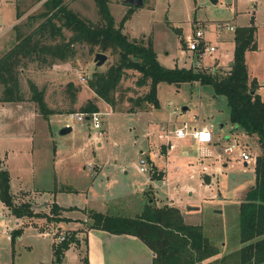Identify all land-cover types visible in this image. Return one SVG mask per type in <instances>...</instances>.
<instances>
[{
    "label": "rangeland",
    "instance_id": "rangeland-1",
    "mask_svg": "<svg viewBox=\"0 0 264 264\" xmlns=\"http://www.w3.org/2000/svg\"><path fill=\"white\" fill-rule=\"evenodd\" d=\"M64 1L80 16L94 22L101 19L94 0ZM109 9L116 23L129 15L123 32L132 39H143L144 42L150 40L156 51L158 62L161 66L168 68L196 69L195 64L200 61L204 71H210V68L215 70L217 68L215 57L232 52L233 32L216 28V24L234 23V19L236 20L234 24L238 26L252 23L257 26L259 51L250 53L248 56V72L261 85L260 94L264 98V0L248 2L217 0L216 3H212L211 0H144L142 8L133 9L126 5L125 0H111ZM17 10L21 13L20 19L15 17ZM41 10L42 2L38 0H0V55L15 43L16 30L13 26H20L22 33L29 31L30 20L28 21L27 16L38 14ZM199 27L204 31V40L207 45L216 47L214 53L201 55V60L196 58V52L189 50L185 45L187 37ZM62 34L66 38L71 35L66 29L62 30ZM47 37L49 36H45V41L54 42L51 39L47 40ZM59 39H61L60 36L56 38V41ZM74 50L75 57L67 61H55L49 57L47 60L25 59L20 63V87L29 111H35L38 114L35 124L32 122L25 125L24 122L19 123L13 119L6 123L3 122L4 119H0V154L9 151L7 165L0 158V169L6 168L10 175V192L13 193L15 203L30 202L32 209L40 214L39 217L33 218L21 217L25 224L30 223L33 226L25 229L21 240H18L19 236H17L11 243L6 236L0 234V264L54 263L51 260L54 234L58 235L62 232L56 229L52 220L51 215H54L50 209L52 203L40 191L46 190V194H50L52 198L56 195L61 206L75 207L70 215L79 218L77 223H81L84 218L83 208L98 211L107 204L108 214L133 217L140 214L141 205L146 200L147 202L148 199L155 200L156 196L158 200L165 201L167 189L161 186L156 190L155 186L160 182L149 181L150 171L142 174L136 170L140 154H142H139V148L143 150L141 158L147 161L145 168L148 170L151 166L148 157L144 156L149 154V150H146L144 134L148 130L152 132L157 124H164L169 130L164 136L168 137L167 135H172V131L177 126H181L184 120L192 122L193 115L203 118L204 112L209 114L210 111L213 113L208 117L205 116L207 122H213L216 128L220 127V123H224L220 130H215L217 137L215 139H219L220 142L209 149L210 155H207L206 151V153L201 152L202 148L200 149L193 142L191 136H187L183 139L172 137L173 147L167 150L166 158L160 157L159 151L165 150L163 146L167 142H162L164 144L160 145L161 141L151 136V139H154L151 146L156 150V153L152 154V159L158 166L165 167L166 163L170 165V168H167L168 180L172 184V197H175L174 194L177 196L173 199L174 202L181 203V197L178 192H175L174 187L184 182L192 187V194L187 192L180 205L184 206L185 200H190L199 207V212L192 210L197 214H192L193 216L187 221L189 224L200 226L202 234L215 248L216 261H220L224 255L239 251L234 250L239 240L237 199L247 182L254 181L255 168L252 162L247 166L238 162L237 150L233 155H227L223 151V147L230 144L224 137L230 128L226 99L222 96L213 98L209 86L201 88L200 85H196L190 88L186 83L174 85L164 82L158 85V107L148 102L139 104L136 99L147 93L149 81L147 80L145 86L138 85L136 80L141 74L129 69L118 84L114 96L115 104L111 106L98 98L87 86V78L95 71L105 72L117 61L118 55L110 51L104 52L107 59L98 66L95 64L94 56L101 51L96 47L91 49L87 44L77 43ZM218 70L220 73H226L229 71V66L225 64ZM82 76L85 78L84 81L81 79ZM30 81L40 90L43 89L46 104L55 111L48 116H53L49 118V121L38 113L37 105L30 102L31 90L28 86ZM69 83H72L74 87H68ZM1 91L0 87V94ZM88 100L97 103L98 111L104 113L106 132L101 139H104L105 144L98 146L96 141L100 138L96 137V140H92L93 144L84 152L66 154L62 157V162L53 164V147L58 146L60 150L67 147L63 144L67 143V140L71 141L69 137L76 133V126L87 124L85 121L70 119L68 114L80 112L79 107L85 105ZM203 103L204 111L201 106ZM208 104H211L210 107L207 106ZM183 106H188L189 109L184 112ZM147 109H151L152 113L131 114L132 111ZM15 112L13 111L12 115ZM110 112L112 115L109 116ZM67 121L74 127L69 134L60 135V126ZM9 126L17 133L15 137L10 135ZM110 127H116L111 134L112 140L108 137ZM85 130L89 135L92 130L90 124ZM236 141L240 147H245V150L252 155L262 153L255 138H244L240 133ZM117 151L120 159L115 162L111 159V155ZM218 154L221 158H218ZM202 159L203 162H201ZM100 161L104 162V165H100ZM223 161H226V166H223ZM175 167L180 170L177 174H175ZM216 167H220L219 173ZM205 174L211 177L209 184L203 180ZM150 186L153 191L147 196L145 191L150 189ZM172 197L169 196L168 199ZM185 210L186 206L183 211ZM4 212L0 200V221L3 223L6 220V216L1 217ZM76 222L64 223V226L61 225L62 231L65 228L77 226ZM86 223H88L86 227H89L91 221ZM1 229L2 223H0ZM46 230L52 234L41 236V232ZM205 260L209 263L212 261Z\"/></svg>",
    "mask_w": 264,
    "mask_h": 264
},
{
    "label": "trees",
    "instance_id": "trees-1",
    "mask_svg": "<svg viewBox=\"0 0 264 264\" xmlns=\"http://www.w3.org/2000/svg\"><path fill=\"white\" fill-rule=\"evenodd\" d=\"M94 1L101 18L98 22L80 16L64 0H44L40 13L27 16L30 20L29 31L22 33L20 26H13L16 30L15 43L0 57V102L25 101L19 79V65L25 59L47 60L50 57L55 61H67L75 57L74 46L77 43L87 44L91 49L96 47L103 54L110 51L118 55L117 61L105 72L95 71L87 78V86L111 106L115 104L118 84L129 69L141 74L136 80L138 85L145 86L149 81L147 93L136 99L139 104L148 102L154 107L159 106V83L181 85L198 82L209 86L215 97L226 99L230 124L255 138L262 150L254 163V187L247 190L239 207V234L244 246L235 253L224 255L220 261L213 259L211 263L204 262L217 254L215 248L202 234L200 226L184 222L180 209L169 205H147L142 213L133 218L91 211L90 225L112 234L137 236L153 251V264H264V100L256 91L257 82L249 79L245 64L246 52L256 48L255 26L251 23L235 28L232 65L226 73H220L217 68L214 71H201L192 67L168 68L158 62L150 40L144 42L143 39H132L123 32L129 15L116 23L109 9L111 0ZM15 17H21L18 10ZM63 29L70 32L69 38L62 34ZM47 35V40L54 42L45 41ZM58 36L61 39L56 41ZM28 86L31 90L30 101L37 105L38 113L45 119L55 113L46 104L43 89L40 90L31 81ZM68 87L74 86L69 83ZM98 110L99 105L91 100L79 107L80 112L87 114ZM159 176L160 173L154 174L153 178ZM9 183L7 170L0 169V200L3 205L16 217H39L40 214L32 209L30 202L15 203ZM50 209L56 215L52 220H61L57 217L59 207L52 204ZM19 232V229L15 231L11 242ZM52 244L54 261L59 263L64 252L72 244L79 243L73 233H65L63 241ZM82 260L83 264H89L86 256Z\"/></svg>",
    "mask_w": 264,
    "mask_h": 264
},
{
    "label": "crops",
    "instance_id": "crops-1",
    "mask_svg": "<svg viewBox=\"0 0 264 264\" xmlns=\"http://www.w3.org/2000/svg\"><path fill=\"white\" fill-rule=\"evenodd\" d=\"M248 1H253V0H248ZM235 21L236 20L234 19V23H235ZM234 25H235V28L236 27H242V26H238L236 24H234ZM246 26H249V24ZM256 27L257 26H255V28ZM123 31H124V29H123ZM233 37H234V30H233L232 36H231V42H232L231 43V47H232L231 54H223V55L220 54L219 57H215L216 58L215 64L217 66V69H219L220 66L221 67L224 66L225 64H227L230 68V66H231L230 62L232 61L233 52H234ZM254 42H255L256 48L251 49L250 51H247L245 54V64L247 65V71H249L248 64H247L248 56L250 55V53L259 51V47L257 46V28L255 31ZM7 49H9V48H7ZM4 52H6V51H4ZM4 52H3V54H4ZM2 55H0V57ZM196 58H197V56H196ZM226 59H227V61H226ZM248 75H249L250 80L251 79L255 80V77L252 74L250 75L249 72H248ZM186 84L189 85L190 88H194V87H196V85H198V86L200 85L201 88H203L205 86V85H201L198 82H193L192 84L191 83H186ZM181 85H182V83H181ZM260 86L261 85L257 83V90L256 91L261 97ZM176 92H178V90ZM211 96L213 98H216L213 95V93L211 94ZM261 98L264 100L263 97H261ZM210 105L211 104H208L207 106L210 107ZM212 105H213V103H212ZM201 106H202V110L204 111V109H203V107L205 108L204 103L201 104ZM28 107L29 106L26 105V100L20 101V102H11V101L0 102V113L2 114V115H0V119L1 120L4 119L3 122H6V123L10 122L13 119V121H17V122L19 121V123L24 122L25 125L27 123H32V122L35 124V121L38 118V114L35 111H29ZM185 107H186V110H184V109L182 110L184 112H186L189 109L188 106H185ZM13 111H16V112H15V114L12 115ZM144 112H145V114L152 113V110L147 109V110L135 111V112L132 111L131 114L134 115L135 113H144ZM204 113L205 114H203V116H202L203 118L193 115L192 116L193 117L192 122H188V121L184 120L183 123L184 122L188 123V125H189L188 130L200 129L201 127H204V126L208 127L211 130V134H212V138H213L211 143L198 145L193 140V142L196 145H198L200 149L202 148L201 152L206 153L209 151L210 148L219 144V142H220L219 139L218 140L215 139V138H217L216 134H215V130H218V129L220 130L224 126V123H220V125H219L220 127L216 128L213 122H207L205 119L206 117L209 116V114L213 113V111H210L209 114H207L206 112H204ZM110 115H112L111 112L109 113V116ZM50 117H53V116H50ZM50 117H48L47 121H49ZM86 123H87L86 126L85 125L82 126L80 124L78 126H76V129H75L76 133L73 136L69 137V139H71V141L68 142V140H67V143L63 144V146H67V147L63 148L64 150L62 148L60 150L58 148V146H56L55 148L53 147V149H54L53 150V156H54L53 157V164L56 165V163L59 164V162H62V157L64 155L69 154V153L70 154L77 153L79 151L84 152L86 149H88L93 144L92 140H94V139L96 140V138L94 137L92 130L90 131V133L88 135V132H86L85 128L89 126V123L88 122H86ZM183 123L181 126H177L176 128L182 127ZM49 124L51 125V122H49ZM64 126H70L71 131L74 127L73 124L71 122H68V121L65 122L64 124H61L60 127L62 128ZM166 128L167 127L164 126V124H162V125L157 124L154 127L152 132H150V130H148L144 134V136L146 138V141H145L146 142V150H149V154L144 155V156L148 157L149 160L148 159L147 160L151 164V166L145 172L139 171L138 166H136V170L142 174H145L148 171H150L148 174V175H150L149 181L155 180L156 182H160L159 185L155 186L156 190L160 189L161 186H163L167 189L168 194L166 196L165 201L158 200L156 198V196H155V200L148 199V202L146 200L145 203L141 205V212L147 205H150V204L152 206H156V207H163V206H168V205L169 206H176L180 209L184 222L189 224L187 219L190 218L191 216H193L192 214H194V215L197 214V213H193V212H199V207L195 206V204L192 203L190 200H185L184 206H182L180 204L183 202V199L185 197V194H187V192L189 194H192V191H193L192 187L190 185H187L186 182H184L180 186L174 187L175 192L176 193L178 192L179 197H181V203L174 202L173 199H176L177 196L174 194L175 197H172L173 196V191L171 192L172 184H171V181L168 180V174L169 173H168L167 168H170V165L166 163L165 167H161L160 165L158 166V164L155 163L154 159H152V154H155L156 150H155V148H153L151 146L153 144V141H154V139H151V136H155L158 141H161L160 145L167 142V144H165L166 146L165 145L163 146V147H165V150L163 149L161 152L159 151L160 157L166 158V156L168 155L167 150L171 149L170 145H172V147H173V144L171 143V138L175 137V136H173V134L172 135L169 134V135H167L168 137H165L164 134L167 131H169ZM110 129L111 130L109 132L110 134H108V137L110 140H112L111 134H113V132L116 130V127H113V128L110 127ZM8 130H9V132H11V134H10L11 136H13V135H14V137L16 136L17 133H15L14 130H11V126L8 127ZM108 130H109V128H108ZM70 132H68L66 134H69ZM238 132H240L244 138L253 139L252 137H249L245 133H243L242 130L237 128V126L234 127L230 124L229 131L224 136L225 140H227L229 143L237 142L236 137L240 136V133H238ZM160 136H162V138H160ZM187 136H190V135H187ZM187 136H185V137H187ZM185 137H183V138H185ZM107 142H109V141H107ZM162 142H164V143H162ZM96 144L98 146H102L103 144H105L104 139L97 140ZM138 151H139V154L142 153V154H140V158H141V155H143V150H141V148H139ZM8 152L9 151H4V153L0 154V158L4 160V163L6 165H7V159H8L7 157L9 154ZM66 152H68V153H66ZM210 154H211V152H208L207 155H210ZM254 156H257V155H254ZM111 159H114L115 162L120 159V154H118V151L114 152L111 155ZM101 162L102 161H100V163ZM105 162H107V161L105 160ZM201 162H203V159L201 160ZM225 162L226 161H223V166L227 165V163H225ZM103 163H101L100 165H104ZM243 166H247V163L244 162ZM4 169L6 170V168H4ZM216 169L218 170V173L221 171L220 167H216ZM175 170H176L175 174L180 172L178 167H175ZM159 173H160V176L157 179L153 178L154 174L159 175ZM54 174H56V173H54ZM56 176H57V174H56ZM254 181H255V179H254ZM254 181L247 182V184L243 187L242 191L240 192V195L237 199L238 203H239V207L241 204L240 202L243 201V198H244L247 190L254 187ZM210 182H211V177H210ZM45 191H40V192L42 194L46 195L48 197L49 201L52 204H56L60 209L57 217H59V219H61V220H59L57 222L54 221L56 229H58L62 233L65 232L66 234L73 233L74 236L76 237V239L78 240V243H79L78 245L72 244L64 252V257L60 260L59 263L54 261V256H53L51 258V260L54 262L53 264H83L82 258L84 256H86L87 260L89 261V264H153V256H154L153 251L150 250L148 248V246L143 241H141L137 236H135V235L133 236L130 234H112V233H110L106 230L100 229V228H98V229L92 228L91 225L89 227H86V225L88 224L86 222L91 221V219L89 217H87L89 212L90 211H96V210H87V208H83L84 209V218L81 220V223H79V222L77 223L76 221L79 218L70 215V213L74 211L75 207L69 206L68 208H66L64 206L59 205V203L57 201V196L55 195L54 198H52L51 195L46 194ZM54 191H62V190H54ZM151 191H153L152 186H150V189H147L145 191V193H147V196H149L151 194ZM168 195L171 196L172 198L168 199V197H169ZM171 201H173V202H171ZM1 204H2V210L3 211L5 210V212L2 213L1 217L4 218L6 216V220L4 221V223H3V221H0V223H2V229L0 230V234L3 236H6L7 239H9V241L11 242V236L13 234H15L16 230L19 229L20 232H19V234H16V237L19 236L18 240H21L23 238L24 233H25V229L28 228L29 226H32V224L31 225H30V223H29V225L25 224V222L23 221V219L21 217L14 216L10 212V210H8L3 205L2 202H1ZM106 205L103 206L102 209H99L98 211L105 213V214H108L109 209ZM185 206H186V210L183 211ZM69 209H72V210H69ZM193 209L196 211L192 212ZM51 216L56 217V215H53V214ZM133 217H135V216H133ZM133 217H131V218H133ZM28 218H33V217H28ZM66 222H67V224H72L73 222H76L75 225H77V226H72L71 228H65L64 231H62V226H64V223H66ZM83 222H85V223H83ZM59 228H61V230ZM51 234H52V232H49L48 230L41 232V236L42 235L43 236H46V235L49 236ZM238 238H239L238 245H237L236 249H234V250H239L245 244L241 241L240 234H238ZM223 244L225 245V243H223ZM52 252H53V250H52ZM215 258L216 257L209 258V259H207V261L213 260ZM204 262H206V260ZM37 264H42V263L38 262Z\"/></svg>",
    "mask_w": 264,
    "mask_h": 264
},
{
    "label": "built area",
    "instance_id": "built-area-1",
    "mask_svg": "<svg viewBox=\"0 0 264 264\" xmlns=\"http://www.w3.org/2000/svg\"><path fill=\"white\" fill-rule=\"evenodd\" d=\"M248 1V0H245ZM216 28H223L227 29L229 31L235 30V25L233 22L231 23H223V24H216ZM186 48L189 50L196 52L197 53V59L201 60V55L205 54H212L216 51V47L213 46H208L207 43L204 40V31L202 30L201 27L197 28L194 32L191 33L190 36L187 37V40L185 42ZM196 65V70H203V64L202 62L198 61ZM210 68V67H209ZM210 71H214V69L210 68ZM82 81L85 80V78L82 76L81 77ZM103 114L100 111H95L93 113L87 114L84 112H78V113H70L68 114V117L70 119H74L76 121H86L90 124L92 128V132L94 137L96 138H103L105 135V120L103 119ZM109 115V114H108ZM189 125L187 122L183 123V126L180 128H176L172 131V134L177 138V139H183V137L190 135L193 140L195 141L196 144L201 145V144H209L212 142V134L211 130L204 126L201 127L200 129H193V130H188ZM162 138V136H160ZM172 145H170V148ZM235 150L238 151V162L243 164L244 162L249 164L250 162L255 163L256 156H252L249 151H246L245 148L242 146L240 147V144L237 142L235 143H230L229 145L223 147V151L227 155H233ZM218 158H221V155L218 154ZM147 165V161L145 158H140L139 163H138V170L141 172H145L147 169L145 166ZM64 235L65 234H54V241L55 243L61 242L64 240Z\"/></svg>",
    "mask_w": 264,
    "mask_h": 264
},
{
    "label": "water",
    "instance_id": "water-1",
    "mask_svg": "<svg viewBox=\"0 0 264 264\" xmlns=\"http://www.w3.org/2000/svg\"><path fill=\"white\" fill-rule=\"evenodd\" d=\"M43 1L44 0H41V2H43ZM211 1H212V3H216L217 2V0H211ZM125 3H126V5L128 4L129 6H133V7H136V8L137 7H141L142 8L144 6V0H125ZM106 59H107V56L105 54H103V53H100V52L96 53L95 56H94L95 64L98 65V66L102 65L106 61ZM231 63L232 62H230V64ZM183 109L186 110V107L183 106L182 110ZM70 131H71V127L70 126H64L59 131V134L60 135L61 134H66V133H68ZM203 180H204V182L206 184H209L210 183V176L208 174H205L203 176Z\"/></svg>",
    "mask_w": 264,
    "mask_h": 264
}]
</instances>
